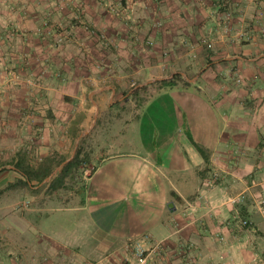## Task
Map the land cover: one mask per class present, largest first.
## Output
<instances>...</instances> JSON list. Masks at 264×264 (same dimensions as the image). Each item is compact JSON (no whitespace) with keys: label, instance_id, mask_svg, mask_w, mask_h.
I'll use <instances>...</instances> for the list:
<instances>
[{"label":"crops","instance_id":"crops-1","mask_svg":"<svg viewBox=\"0 0 264 264\" xmlns=\"http://www.w3.org/2000/svg\"><path fill=\"white\" fill-rule=\"evenodd\" d=\"M38 51L31 98L6 73ZM90 110L80 136L102 111L113 125L81 198L50 207L73 229L13 233L19 264H132L136 242L149 264H264V0H0V127Z\"/></svg>","mask_w":264,"mask_h":264},{"label":"rangeland","instance_id":"rangeland-1","mask_svg":"<svg viewBox=\"0 0 264 264\" xmlns=\"http://www.w3.org/2000/svg\"><path fill=\"white\" fill-rule=\"evenodd\" d=\"M42 23L45 27L48 24L47 21ZM34 32L39 38L47 36L45 28L42 29V27L36 28ZM65 38L58 36L57 45L63 44ZM35 41L38 43L40 40L35 39ZM33 54L37 57L40 56L39 51L31 53V56L29 55V58H27V61H30L27 62L26 68L21 69L23 71L18 72L12 69V71L6 73L10 80H13V82H8L11 85L16 86L19 79H24L25 84L21 83L19 86L22 85L24 90L29 91L31 98L32 91L36 89L34 88L36 87L34 78H39L40 74L47 72L45 68L40 70L36 67L37 61L32 62L34 59ZM124 93L126 92L124 91ZM126 107L127 102H123V108ZM112 113L110 111L98 113L90 133L81 136L82 129H87L94 120L92 110H90L84 125H79L82 120L81 116L76 118L77 125L72 126L69 124L68 117H56L49 114L41 117L39 114L33 113L30 116L31 113L27 112L25 127H12L15 126L13 122L10 123V127H0V264L20 263L21 255L17 247L11 246L6 240L7 237L14 235L13 233H17L19 230L32 235V237L37 235L36 237L43 242L49 240L51 236L67 238V231L73 229L72 222L74 221L75 212L55 208L75 200L78 201L81 198L83 182L91 173L95 164V161L91 158L96 145L95 141L97 142L100 134L103 137V132L112 127L114 118ZM49 123L58 127H47L46 125ZM50 139H52L53 145H51L48 152L53 150L52 154H43L45 150H42L41 154L39 151V149H42L41 144L43 141L50 142ZM73 151L74 155L77 151H80L78 166L73 167L64 177L61 186L52 187L51 183L60 173L62 167L72 159L67 160ZM47 157L53 158L54 163L57 162V165L42 181L33 176L31 179L27 178L15 166L16 161L24 160L25 165H32L33 168L37 169L36 167L40 163L48 160ZM58 161L60 162L58 163ZM257 203L259 210L264 213V198L259 199ZM50 207L55 208L50 209ZM245 220L246 223H244ZM242 224L249 225L250 221L243 219ZM32 241L33 238H31L30 243ZM143 247L149 251L144 244ZM131 253H133L136 261L135 247L132 248ZM42 259L48 261L49 257L43 256ZM129 261V258H125L123 264H130ZM90 264H97V259H94ZM257 264L260 263L257 262Z\"/></svg>","mask_w":264,"mask_h":264},{"label":"trees","instance_id":"trees-1","mask_svg":"<svg viewBox=\"0 0 264 264\" xmlns=\"http://www.w3.org/2000/svg\"><path fill=\"white\" fill-rule=\"evenodd\" d=\"M176 77V76H175ZM171 79L169 80H165L162 81V84L165 83H169L173 84V82L171 83ZM145 86L141 87L140 89H135L134 92H138L142 89H144ZM80 151H77L75 153V155L73 156V158L71 160H69L61 169L60 173L55 177L54 181L51 183L52 187L57 188L59 186H61V184L64 181V177L71 171V169L73 167H77L80 159ZM48 160L46 162L40 163V165H38V167H36L37 169L33 168L32 165H25L24 164V160H20V161H16L15 166L17 168L18 171H20L22 174L26 175L27 178L31 179L32 176L37 178L39 181H42L47 175H49L53 168L55 167V165H57L54 163V159L47 157ZM60 161H58L59 163ZM25 182V181H24ZM12 186V185H11Z\"/></svg>","mask_w":264,"mask_h":264},{"label":"built area","instance_id":"built-area-1","mask_svg":"<svg viewBox=\"0 0 264 264\" xmlns=\"http://www.w3.org/2000/svg\"><path fill=\"white\" fill-rule=\"evenodd\" d=\"M208 46H211V43H207ZM247 221L245 220L244 223H246ZM135 250H136V261L133 264H149V256H150V251L151 249L148 251L147 249H145L143 247V243L141 242H136L135 245Z\"/></svg>","mask_w":264,"mask_h":264},{"label":"water","instance_id":"water-1","mask_svg":"<svg viewBox=\"0 0 264 264\" xmlns=\"http://www.w3.org/2000/svg\"><path fill=\"white\" fill-rule=\"evenodd\" d=\"M172 204H173L172 202L169 203L170 206H171Z\"/></svg>","mask_w":264,"mask_h":264}]
</instances>
